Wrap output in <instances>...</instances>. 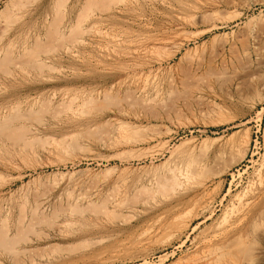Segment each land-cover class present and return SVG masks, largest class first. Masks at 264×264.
I'll use <instances>...</instances> for the list:
<instances>
[{
    "label": "rangeland",
    "instance_id": "obj_1",
    "mask_svg": "<svg viewBox=\"0 0 264 264\" xmlns=\"http://www.w3.org/2000/svg\"><path fill=\"white\" fill-rule=\"evenodd\" d=\"M0 241L264 263V0H0Z\"/></svg>",
    "mask_w": 264,
    "mask_h": 264
},
{
    "label": "bare ground",
    "instance_id": "obj_2",
    "mask_svg": "<svg viewBox=\"0 0 264 264\" xmlns=\"http://www.w3.org/2000/svg\"><path fill=\"white\" fill-rule=\"evenodd\" d=\"M24 6H26V5H24ZM22 8L24 9V7H22ZM206 15H207V14H206ZM198 17H199V16H198ZM201 17H202V16H201ZM205 17H206V16H205ZM206 18H207V17H206ZM20 20H21V19H20ZM203 20H206V19L203 18ZM11 22H12V21H11ZM202 22H203V21H202ZM7 23H8V22H7ZM8 26H10V24H9ZM6 28H7V27H6ZM7 29H8V28H7ZM5 56H6V55H5ZM6 57H7V56H6ZM33 58H34V57H33ZM30 60H32V59H30ZM30 60H28V62H30ZM34 61H35V59L33 60V62H34ZM31 62H32V61H31ZM19 63H20V62H19ZM26 64H27V63H26ZM37 65H38V64H37ZM262 84H263V83H262ZM91 102H93V101H91ZM93 103H94V102H93ZM10 118H11V117H10ZM16 119H17V118H16ZM13 120H14V119H13ZM14 123H15V122H14ZM4 124H5V123H4ZM1 125H2V124H1ZM246 150H247V149H245V151H246ZM246 153H247V151H246ZM261 168H262V167H261ZM258 170H259V169H258ZM260 231H261V230H260ZM262 231H263V230H262ZM221 233H222V232H221ZM257 234H258V233H257ZM260 234H261V233H260ZM2 237H5V236H2ZM213 237H214V236H213ZM261 237H262V236H261ZM5 239H7V238H5ZM249 240H250V239H249ZM1 241H2V238H1ZM1 241H0V242H1ZM6 241H8V240H6ZM6 241H5L4 238H3V241H2V242H6ZM241 242H242V241H241ZM245 242H246V241H245ZM8 243H9V242H8ZM232 243H233V242H232ZM3 244H4V243H2L1 245H3ZM1 245H0V246H1ZM251 245H252V244H251ZM230 246H231V245H230ZM239 246H240V245H239ZM246 247H247V246H246ZM225 248H226V247H225ZM225 248H224V250H225ZM233 248H234V247H233ZM233 248H232V249H233ZM237 248H238V247H237ZM249 248H250V245H249ZM251 248H252V247H251ZM251 248H250V249H251ZM238 249H239V248H238ZM246 249H247V248H246ZM230 250H231V249H230ZM256 250L259 251L258 249H256ZM262 250H263V249H262ZM262 250H261V251H262ZM26 251H27V250H26ZM28 251H29V250H28ZM221 251H222V250H221ZM263 251H264V250H263ZM27 253H28V252H27ZM27 253H26V254H27ZM34 253H35V252H34ZM34 253H33V254H34ZM246 253L248 254L249 251L247 250ZM233 254H235V253H233ZM238 254H239V253H237V255H238ZM240 254H241V253H240ZM240 254H239V255H240ZM244 254H245V253H244ZM226 255H227V254H226ZM241 255H242V254H241ZM245 255H246V254H245ZM257 255H258V254H257ZM261 255H262V254H261ZM234 257H235V256H234ZM243 257H244V256H243ZM29 260H30V259H29ZM214 261H215V260H214ZM201 262H202V261H201ZM259 262H260V261H259ZM260 264H264V263H263V262H260Z\"/></svg>",
    "mask_w": 264,
    "mask_h": 264
}]
</instances>
